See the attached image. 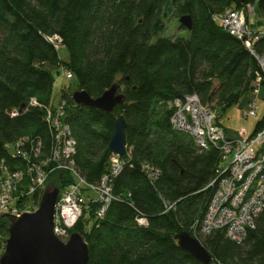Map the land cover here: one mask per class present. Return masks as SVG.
I'll use <instances>...</instances> for the list:
<instances>
[{
    "label": "trees",
    "instance_id": "1",
    "mask_svg": "<svg viewBox=\"0 0 264 264\" xmlns=\"http://www.w3.org/2000/svg\"><path fill=\"white\" fill-rule=\"evenodd\" d=\"M247 5L264 15V0H0V164L11 170L25 167L6 149L21 138H28L27 150L41 143L44 155L49 154L53 134L45 113L28 102L36 98L50 105L63 67L73 73L77 88L64 87L58 97L67 99L75 161L88 182L99 183L109 172L114 121L121 115L126 119L130 155L111 182L116 199L103 220L87 227L88 220L82 219L70 230L88 244L89 264H203L183 251L175 237L191 234L189 228L203 219L215 192L210 184L217 178L220 153L216 148L200 151L189 134L172 129L173 111L158 107L196 94L223 114L252 91L258 61L213 21L225 8ZM167 8L192 18L190 31L180 25L188 37L162 34ZM55 34L69 51L67 62L47 38ZM263 45H257L259 52ZM115 83L126 103L112 114L70 103L76 90L97 98ZM263 128L264 117L253 134ZM145 167L161 175L151 180ZM72 181L68 173L56 172L46 188L62 190ZM166 201L175 208L166 210ZM96 207L91 206L92 217ZM137 218L146 219L147 226H139ZM10 223L0 218L5 239ZM201 243L211 264H264V212L241 244L225 231Z\"/></svg>",
    "mask_w": 264,
    "mask_h": 264
},
{
    "label": "built area",
    "instance_id": "2",
    "mask_svg": "<svg viewBox=\"0 0 264 264\" xmlns=\"http://www.w3.org/2000/svg\"><path fill=\"white\" fill-rule=\"evenodd\" d=\"M213 21L243 42L259 63L250 99L245 109L240 111L243 120L256 117L258 99L264 88V48L262 52L257 50V45L264 42V15H258L255 5L240 9L228 7L214 14ZM47 38L57 50L63 47L60 36L55 34ZM62 75L68 80L73 79V73L69 70H63ZM28 104L44 111V121L53 134L52 147L49 154L44 155L41 143L37 147L33 145L30 150L26 149L28 138L6 145L12 156L22 158L26 165L11 170L5 162L0 164V218L7 217L12 221L25 213L37 211L51 175L66 172L73 181L60 191L54 216V233L62 242L67 243L71 236L70 230L79 220H88L89 227L92 220L100 221L105 218L116 199L111 182L129 162L130 150L127 147L124 158L112 154L109 172L102 176L99 183H90L75 161L77 142L66 122L67 99L58 97L50 105H45L36 98H31ZM167 107L173 111L170 125L174 131L189 134L200 151L216 148L220 153L217 178L210 184L215 186V192L203 219L197 220L192 226L191 235L200 240L197 232L207 236L225 231L231 241L243 243L249 230L256 227L258 217L264 212V128L256 134H250L246 128L241 129L236 137H229L225 128L218 123V118L204 107L196 94L170 100ZM12 115L16 116L18 113L14 111ZM145 169L151 180H156L161 175L157 168ZM24 180L29 181L30 188L19 192ZM17 191L18 197L15 196ZM31 197L40 198L38 202L34 200L33 203L37 204L32 206L33 211L21 207L26 202L28 205ZM164 204L166 210L175 208V204L167 201ZM93 205L97 207L92 217L90 211ZM136 222L139 226H147L146 219L137 218ZM5 248L6 239L0 233V252L5 251Z\"/></svg>",
    "mask_w": 264,
    "mask_h": 264
},
{
    "label": "water",
    "instance_id": "3",
    "mask_svg": "<svg viewBox=\"0 0 264 264\" xmlns=\"http://www.w3.org/2000/svg\"><path fill=\"white\" fill-rule=\"evenodd\" d=\"M180 25L189 31L193 27L190 16H182ZM71 104L112 114L117 106L126 103V96L115 83L101 96L93 98L85 90L72 93ZM127 122L124 116L116 117L108 150L119 157L127 155ZM61 189L46 188L39 208L12 219L8 226L5 252L0 264H89V246L79 232H73L67 243L54 233V216ZM178 246L203 264H211L213 258L201 241L187 232L175 237Z\"/></svg>",
    "mask_w": 264,
    "mask_h": 264
},
{
    "label": "rangeland",
    "instance_id": "4",
    "mask_svg": "<svg viewBox=\"0 0 264 264\" xmlns=\"http://www.w3.org/2000/svg\"><path fill=\"white\" fill-rule=\"evenodd\" d=\"M167 14L165 15V30L162 33L163 35L167 36V37H188L189 33L185 30H182L180 27V18L179 15L177 13L174 12L173 9L167 8L166 9ZM261 27V26H260ZM59 56L60 59L62 61L67 62L69 60V51L66 47H61L59 49ZM63 70H68L66 68H62V73ZM77 83L75 80H68L66 79L62 74L60 76L56 75V81H55V85H54V96H56L55 99H58V94L61 91V89H63L64 87H69L71 86V90H75L77 88ZM251 93H248L246 95H244L241 99V101L239 102V104H237L236 106H234L233 108H231L230 110H228L226 113L222 114V110L221 108H215L212 109L211 106L209 105H204L205 108L210 109L214 115L221 121L223 120V122L227 120L228 121H234V123L236 122L237 127H243L246 128L247 131L251 134L254 129L255 126L257 124V122H259L263 117H264V91L261 93V97L258 99V105H259V109L257 111V115L256 117H251L247 120H243L240 118L239 116V112L241 111V108L244 104L247 103L249 97H250ZM159 110H167V104L166 103H160L159 105ZM245 109V108H244ZM239 118L242 120L240 121ZM1 175V172H0ZM26 180L23 181V183ZM27 182V181H26ZM30 188V183L29 181L23 186L22 190L28 189ZM20 192V191H19ZM19 193L18 191L16 192L15 196L18 197ZM39 197H31L30 198V202L27 205V202L25 204H23L21 207H25L26 210L29 211H33L34 209L32 208L33 205L37 204V203H33L34 200L35 202L39 201ZM19 205H21L19 203ZM27 205V206H26ZM34 213V212H33ZM192 227L189 228V230H191ZM73 229V228H72ZM71 229V230H72ZM198 237L200 238V240L202 241L204 236L203 234H199V232H197ZM8 238V237H7ZM5 251L1 250L0 255H2Z\"/></svg>",
    "mask_w": 264,
    "mask_h": 264
},
{
    "label": "crops",
    "instance_id": "5",
    "mask_svg": "<svg viewBox=\"0 0 264 264\" xmlns=\"http://www.w3.org/2000/svg\"><path fill=\"white\" fill-rule=\"evenodd\" d=\"M263 91H264V88H263V90L261 91V93H262ZM249 99H250V97H249ZM249 99H248V100H249ZM246 105H247V103L244 104V105L242 106L241 110L244 109V108L246 107ZM239 116H240L241 119H243V118L241 117V115H240V112H239ZM240 118H239V120L242 121ZM220 124L225 128V130H226V132H227V134H228L229 137H236L237 134H238V132H239L241 129H245V128H243V127H237V124H236V122L234 123V121H228V122H227V120H226V122H225V121L223 122V120H221V121H220Z\"/></svg>",
    "mask_w": 264,
    "mask_h": 264
}]
</instances>
